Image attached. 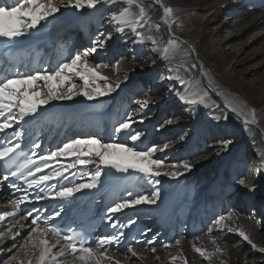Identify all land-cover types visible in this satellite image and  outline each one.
<instances>
[{"label": "bare ground", "instance_id": "6f19581e", "mask_svg": "<svg viewBox=\"0 0 264 264\" xmlns=\"http://www.w3.org/2000/svg\"><path fill=\"white\" fill-rule=\"evenodd\" d=\"M9 1L7 0L8 4ZM222 1L225 4L224 7L219 6ZM144 4L148 8L151 20L142 22L139 31L146 36L154 35L165 44L169 39H176L178 48L175 50L174 60L159 59L149 41L134 42L137 37L136 33L131 30H126L124 33L117 32L120 35L117 42L118 48L123 49L125 46V48H129V51H132L133 56H131L130 61L134 57H140V61H142V65H135L125 60L122 62V70L134 68L135 71H129V78L132 80L137 75H144L145 80L140 84L133 85L131 89L126 91L125 95H120L122 93L121 87H124L129 79L116 92L98 99L89 101L83 96H76L71 100L52 101L34 116L25 118V121L19 125L21 127L17 126L16 130L26 133L27 131H33L36 127L39 131L41 130L40 140L47 137L45 141L48 144L71 133H76L72 138L83 137L86 134H96L105 140L125 141L126 135L115 133L114 128L125 118L127 112L138 107L134 101L143 98L147 94L155 103L139 113L131 128V131L134 132L138 131L135 129L137 124L145 125L143 131L139 130L145 133L143 143H138L136 147H146L150 142L160 145L163 142L168 143L167 139L173 135L168 130L177 132L180 130V126L179 123L172 124L171 127L165 126V128H160L159 134L154 136L148 134L151 126H148L145 121L154 120L155 123H159L162 118L161 114H163L168 115L167 118L173 119L176 123L182 120L186 113H189L191 119L185 120V122L187 121L186 125L189 124L188 127H185V132H191L190 138L188 137L190 144L183 160L176 163L191 162L194 167L190 172H186L176 179L161 175L157 178L160 181L159 184H150L135 173L131 175L113 174L110 178H104V182L98 188L84 190L69 200H61V205L65 207L70 205L86 207L91 203L94 210H102L105 208V206L102 208L104 200H111L113 203L122 198H128L129 192L133 195L136 193L151 195L157 189L160 193L167 192L166 198L159 197L154 205H140L135 209L125 210L123 213L114 216L112 220H108L110 224L113 220L120 221L129 217L125 212L131 211H133V214L130 216L139 218L147 216L145 214L150 215V217H146L150 218L147 221L153 222L156 226L151 231L141 234L140 230L144 228L142 224H138V228L129 227V231L125 233V237L129 234L134 235L135 243L133 246L140 255L131 257L130 254H124L122 258L138 261V263L180 264L179 262H182L184 264L186 258L188 264H209L193 250V245L203 247L208 251L213 250L214 246L208 235L209 228L201 234L197 232L201 227L202 220L213 217L214 213L217 217L232 213L234 220L228 221V223L234 227L242 225L250 234L253 242L260 247H264V242L261 243L251 235L252 225L248 223L254 217H259V212L264 208V167L261 166V157L264 156V79L258 82L248 81L249 69H253L264 62V0H160V3H156L155 0H144ZM161 4L173 9L172 20L174 23L171 30L162 20L163 8ZM237 7H240V9H237ZM74 10H69V13L72 14L73 19L77 20L72 21V17L66 14L65 7H62L54 19H50L39 30H33L29 36L12 42L10 49H6L4 47L5 41L0 39L1 53L9 54L11 58L23 59L27 64L36 66L47 64L54 68L60 61L74 55L79 51V48L80 51H83L92 47V41L97 39L101 33L107 36L116 32L114 26L109 23L110 11L116 10L112 3L98 5L96 9ZM108 10L110 11L101 18ZM250 10L256 12L253 17L246 14V11ZM156 24L160 25L158 32L153 27ZM72 27L77 31L68 35H72V37L81 36L80 42L74 44L59 43V39L63 37L62 35ZM150 28L151 31H149ZM99 29L101 31L97 33ZM255 29H261L259 32L261 37L253 32ZM255 37H258L259 42L262 39L260 42L262 55L259 64L243 63L240 58V50L233 47L238 43H241L243 47L245 45L244 39ZM86 44L88 46L81 48ZM185 51L189 55L185 56ZM193 56L197 62L201 63L202 75L196 71L198 65L193 61ZM89 59L92 63H98L95 60L96 58L93 59L92 56ZM153 60H155V63H152ZM100 63H109L108 57L101 60ZM155 64H157L156 70L152 68ZM193 64L196 65L195 68L191 67ZM171 68H175L176 71H170ZM185 68L188 71H185ZM141 69L146 71L139 72ZM109 75L113 74L109 71ZM176 75L183 77L185 83L181 84L175 79L167 78ZM115 78V75H113V79ZM76 82H80V86H82L81 81ZM142 88L145 91L136 94ZM169 89L172 90L169 91ZM177 91L206 93L208 100L206 104L197 105H189L181 101L180 106L167 108L165 112L153 116V112L154 114L157 112L154 106L158 105L162 100L161 98L171 93H177ZM132 96L133 101H131ZM229 105L237 108L241 114L237 115L232 112ZM253 107L256 109L258 123L246 126L241 121V125L236 127L238 126L236 116L244 120L245 114ZM218 116H227L228 119H215ZM141 117H143V123L140 122ZM234 130L238 134V138L245 143L243 149L248 150L250 145L254 153L253 155L249 152L240 154L243 162L237 163L238 160L232 159L234 161L229 164V176L225 179L219 176L215 182L211 183L209 180L214 177L211 169H222L225 164L218 160L220 156L215 158V161L208 160V156L213 155L216 150L213 152L208 151L202 145L209 138H214L216 140L212 144L220 146V140L222 138L229 139V133L234 132ZM12 132L13 130H8V133L12 134ZM233 139L234 137L231 141ZM178 140L180 139L178 138ZM178 140L174 143H168L171 147L163 155L160 154V158H163L164 161L168 160L170 158L169 154L175 152L171 148ZM219 151H222V148ZM63 162L66 163V161ZM199 163L204 164V168L196 170V176H191L194 168ZM53 164L55 165V162ZM247 166L249 173L245 177L242 175L237 176L241 171V167L245 169ZM89 168L93 169L94 166H89ZM236 176L239 180L245 179L250 185L255 184L256 191L250 192L240 183L236 184L235 187L234 180ZM66 179H71L72 182H81L79 175L68 176ZM66 179L61 178L62 181ZM203 182L206 183L204 186L199 185ZM224 192L232 195V200H238L239 203L234 202L233 205V202H227L221 196ZM247 199H249V202ZM256 200L258 204L255 209L251 203ZM7 201L8 196L5 189L0 185V214L9 211V207L6 206ZM243 201L245 202L243 203ZM106 204L109 205L107 202ZM207 205H210L211 209H207ZM16 220H19L20 223L15 225L8 237L0 242V252L7 244H10V241L16 243V240H19L23 235L26 238L31 226L22 218L8 217L4 222H0V230L9 224H15ZM189 225H191L192 232H190L193 234V238L189 232H184L190 230ZM211 228H213L212 235L219 236L218 242L225 249L222 259L226 261V264H260L264 260V254L260 255V253L252 251L251 246L242 238L237 239V248L234 249L232 244L222 242L224 238L232 235L231 233L226 230L217 232L215 226ZM181 229L187 239L182 236L179 245L161 244L160 247H155V253L151 252L150 249L154 247L153 245L157 239L169 241L172 238L173 240V236L182 232ZM16 233H19V235H16L15 241H13L12 236ZM47 239L50 243L55 242V239L50 235ZM149 241H152V243L150 244ZM58 249L59 246L53 251L56 252ZM35 250L39 255V251ZM34 253L35 251L30 249L28 252L29 257L33 256ZM119 254V251L107 253L108 256L113 258L112 264H116ZM28 255L26 254L27 257ZM172 257H177V259L173 261ZM56 264H78V262L74 258H68L66 253L65 257L58 258ZM119 264L122 263L119 262ZM212 264H218L217 258H213Z\"/></svg>", "mask_w": 264, "mask_h": 264}, {"label": "snow or ice", "instance_id": "6c2138e0", "mask_svg": "<svg viewBox=\"0 0 264 264\" xmlns=\"http://www.w3.org/2000/svg\"><path fill=\"white\" fill-rule=\"evenodd\" d=\"M155 2L160 3V0H155ZM109 3H112L116 9L110 11L109 15V23L114 26L116 32L124 33L126 30H131L136 33L137 40L134 42L149 41L159 59L167 61L175 59V50L178 48L176 39H169L165 44L154 35L146 36L139 31L142 22L151 20L144 0H59V2L58 0H13L12 4H8L7 0H0V39L5 41L4 47L10 49L12 42L29 36L33 30H39L50 19H54L62 6L84 10L86 8L96 9L98 5ZM161 7L163 8L162 20L171 30L174 23L173 9L162 4ZM153 27L158 32L160 25L156 24ZM151 30L150 28L149 31ZM111 39L110 34L105 36L101 33L97 39L92 41L91 48L77 51L68 59L60 61L54 68L24 73L17 70L0 79V133L5 134L0 142V168L5 171L3 175L5 181L10 178L13 180L11 187L15 192H25L24 195L10 201L14 206L13 210L0 214V222H4L8 217H15L20 211V206L26 202L35 203L45 199L69 200L84 190L98 188L104 182V178H110L113 174L131 175L135 173L150 184H159L160 181L157 178L161 175L176 179L190 172L194 167L189 161L166 165L163 159L157 158V153L165 152L171 147L168 143L160 145L153 142L144 148L136 147L138 143H143L145 133L131 131L133 123L136 122L135 118L155 103L147 94L134 101L138 107L127 112L125 118L114 128L115 133L126 135V141L105 140L93 134L70 138L45 154L37 153L36 149L41 147L39 143H33L28 152L24 151V146L20 143L23 132L17 131L16 128L25 121V118L34 116L52 101L71 100L76 96H83L91 101L111 95L128 81L129 71H135V69L122 70V62L127 59L125 55L121 54L115 63L90 62L89 58L98 50L105 49ZM184 55L187 56L189 53L185 51ZM152 63H155V60ZM191 67L195 68L196 65L193 64ZM109 71L115 75V79L113 75H109ZM170 71H176V69L171 68ZM185 71L188 69L185 68ZM167 78L175 79L181 84L185 83L180 75ZM77 79L82 82V86H78ZM176 95L179 100L189 105L206 104L208 100L207 94L199 91H177ZM229 107L237 115L241 114L237 108L231 105ZM215 119L227 120L228 117L218 116ZM140 122L143 123V117L140 118ZM173 123V119H166L159 127L165 128L166 125ZM243 123L246 126L258 123L254 107L245 114ZM10 129L13 130L11 137L7 135ZM179 139L184 140V136H180ZM127 141H131V144ZM231 143L232 141L227 138L220 140V146L224 149H227ZM89 166H94V168L90 169ZM261 166L264 167V156L261 157ZM46 169L48 171L45 173ZM77 175L81 182H70L69 185L51 183L61 178L66 179L68 176ZM15 181H22L27 189H36V194L27 193L26 189H22ZM239 183L250 192L256 191L255 184L250 185L245 179H240ZM159 197V189L151 195L140 193L133 195L129 192L128 198L114 201L107 206V219L112 220L117 214L135 209L140 205H154ZM33 210L39 211L38 209ZM33 210H29L21 218L28 220L29 217H33ZM58 216L60 212L54 213L53 217L43 222L39 216L31 219L32 227L27 233L25 243L20 247L27 249L31 246L39 251L35 264H56L58 258L65 257L66 253L70 254L78 264H112L113 258L107 255L109 248L121 244L125 237L123 231L125 226L135 224V220L131 218L128 219L127 225L113 223L111 227L120 230L101 236L96 241V246L92 247L87 243L85 232L71 227L62 231L60 227L48 222ZM233 220V214L229 213L227 216L220 215L215 218L213 224L217 232L226 230L234 233L246 241L252 251L264 254V247L254 243L242 225L234 227L228 223ZM19 223L20 221L16 220L15 224H9L7 232L11 233L12 228ZM212 233L213 228H209L208 235L214 246L212 251L197 247L195 244L193 250L209 264H212L213 258H217L218 264H226V261L222 259L225 249L218 242L219 236L212 235ZM5 234L0 232V238ZM49 234L55 238L54 243H50L47 239ZM16 235L19 233L12 236L13 241ZM149 243L151 244L152 241ZM176 244L179 245L180 241L177 240ZM58 246V251L54 252L53 250ZM150 250L152 253L156 252L155 247ZM126 254H130L131 257L140 255L132 244L127 246ZM176 259L177 257H172L173 261ZM14 261H17V256L12 255L4 261V264H13ZM19 264H24V262L20 261ZM27 264H33L32 259H29ZM116 264L119 262L117 261ZM184 264H188L186 258ZM260 264H264V260Z\"/></svg>", "mask_w": 264, "mask_h": 264}, {"label": "rangeland", "instance_id": "374dc122", "mask_svg": "<svg viewBox=\"0 0 264 264\" xmlns=\"http://www.w3.org/2000/svg\"><path fill=\"white\" fill-rule=\"evenodd\" d=\"M58 2H59V0H58ZM223 5L225 6L224 2L223 1L220 2V5L219 6L220 7H224ZM65 9L67 10L66 11L67 12L66 14H68V16L72 17V14L69 13L70 12L69 10L75 11L74 8L65 7ZM237 9H240V7H237ZM109 11L110 10L106 11L102 15L101 18H103L106 15V13L109 12ZM254 11L255 10L246 11V14L247 15H250L251 17H253L256 14V12H254ZM71 20L74 21V20H77V19H73V17H72ZM73 29H74V27H73ZM73 29H68V32L69 33L70 32L74 33L75 30H73ZM100 31L101 30L99 29V31H97V33L100 32ZM260 31H261V29H255V30H253V32L256 33V34H258V35H259V32ZM68 32H67V34L65 33V37H67ZM111 36H112V39L108 41V44H107L106 48L105 49L98 50L95 54H93L92 55L93 59L96 58L95 60L98 63H100L101 60H104L106 57H108L109 63H115V60L116 59H119L120 58V55L123 54V55H125L127 57L126 60L127 61H130L131 60V56H133L132 55V51H129V48H125V46L123 47V49H119L118 48L119 46H117V42L120 39L119 33L114 32L113 34H111ZM259 36L261 37V35H259ZM258 37H255V38H252V39H244L243 42H244L245 45L243 47H242L241 43H238V44L234 45L233 48H237V49L240 50V52H241L240 53V58H241V60H243V63L244 62L245 63L247 62V64H250V65L251 64H253V65L259 64L258 62L260 61V57L262 55V53H261L262 46L260 44V42L262 41V39L259 42L258 41ZM68 38H70V37H68ZM86 46H88V44H86L84 46H81V48L86 47ZM89 48H91V47H89ZM117 49H118V51L116 52ZM121 50H123V51H121ZM79 51H80V48H79ZM193 61L198 65V69L196 70L197 73L200 74V75H202V70L203 69L201 68L202 67L201 66V63L200 62H197L194 56H193ZM141 62L142 61H140V57H137V58L134 57V59L132 61H130V63H133L135 65H142ZM152 68L154 70H156L157 64H155ZM145 69H141L139 72H143ZM251 74H252V76H251ZM144 77H145L144 75H137L135 77V79H132L131 80L129 78V82H127V84L124 87H121L122 93L120 95H125L126 91L129 90V89H131L132 86L135 85L136 83L140 84L143 80H145ZM261 79H264V62L261 63L260 65H258L257 67H254L253 69H249L248 81L251 80L250 82H253V81L254 82H258ZM77 84H78V86L81 85L80 82H77ZM128 84H131V85L128 86ZM124 88H125V90H124ZM144 91L145 90L142 88V90H138V92L136 94L143 93ZM161 99L162 100H160V102L158 103V105L154 106V108H155V110L157 112L154 114L153 110H151L153 112V116L165 112V110L167 108L170 109V108H175L177 106H180V103H181V100H179V98L176 95V93H171L170 95L165 96L164 98H161ZM133 100H134V98L132 96L131 97V101H133ZM70 107H72V106H70ZM161 116H162V118L159 121V123H155L154 120H150V121L147 120V121H145L148 126L149 125L151 126L150 132L148 134H153L154 136H155V134H159V132L161 131L159 125H160L161 121L166 120V118L168 117V115L161 114ZM190 117H191V115L189 113H186L182 117L183 118L182 120H180V121H178L176 123H173V124H178L179 123V126H180V130L179 131H177V132H171L170 130H168L171 134H173V135H171V137L169 139H167V142L168 143H174V142H176L180 136H184V140H178V142L172 146L171 149H174L175 152L173 154H171V153L169 154L168 153L169 156H170V158L168 160L164 161L165 164H167V165L174 164L177 161L183 160L184 155L188 151V146L190 144L189 143L190 142V139H188V137L191 134V132L190 133L185 132V129H186L185 127H188L189 126V124L186 125L187 121L185 122V120L186 119H191ZM236 119H237V122L236 123L238 124V126H236V125L235 126L236 127H239L241 125V123H242L241 121H243V119L241 120L237 116H236ZM189 123H191V122H189ZM166 126L171 127L172 125H166ZM135 129H137L138 131L139 130L143 131V129H145V125L139 123V124H137V127ZM148 134H147V137H148ZM236 134L237 133H236L235 130H234V132H230L229 133V139L231 140L232 137H234V139L232 140V143L230 144V146L227 148L228 150L222 148L221 146H214L212 144L213 141L216 140L214 138H209L202 145V147L204 149H207L208 151L213 152V151L216 150L213 155L208 156V158H207L208 160L215 161V158H219V156H220V158L218 160H220L222 163L225 164V166L222 169H218V168H212L211 169L212 170L211 173L214 174V177L211 178L209 180V182H211V183L215 182L216 179L219 176L221 178H224V179L227 178L229 176V164H232V162L234 161L232 159L238 160L237 163H239V162L242 161L241 160L242 155H240V154H245V153H248L249 152L250 154L253 155V153H254L253 151L254 150L250 147V145H249L248 150H244L243 149V146H244L245 143L240 138H238V134L237 135ZM153 138H155V137H153ZM147 139H148V141H150L149 138H147ZM125 141H126V139H125ZM127 142L129 144H131V141H127ZM152 143L153 142H150V144H148V146L151 145ZM164 143L165 142H163L161 144H164ZM138 148H144V147H138ZM221 148H222V151H219ZM224 150H226V151H224ZM160 154L163 155L164 152L157 153L156 154V157L157 158H160ZM214 155H216V156H214ZM161 159H163V158H161ZM204 166H205L204 164H200L199 163V165H197L194 168V172L191 174V176H196V170L201 169V168H204ZM242 168L243 167H241V171H240V173L237 176L242 175V176L245 177L249 173V169H248V166L245 169L244 168L242 169ZM237 176H236V178L234 180L235 187H236V184L239 183V181H238L239 179L237 178ZM205 184L206 183L203 182V183H201L199 185L204 186ZM166 193L167 192H161L160 193V198H166V196H167ZM221 196L227 202L228 201H229V203L230 202H233V205H234V202L239 203L238 200H235V199L232 200L233 197H232V195H229V193H225L224 192L223 195H221ZM207 200H208V198L206 199V201ZM247 201L249 202V199H247ZM244 202L245 201H243V203ZM251 204L254 206L255 209L257 208V204H258L257 203V200L256 201H253ZM207 209H211V206L210 205H207ZM125 213H127L129 217L125 218L124 221H123V219H121L123 221L122 224L127 225V221H128L129 218L135 220V224H133L131 226H125L123 228L124 233H127L129 231V229L132 228V227L133 228H138V224H140V225L142 224L143 228L145 229V230L144 229L143 230H140V233L141 234H144V233L146 234L148 231H151L154 227H156L153 222L147 221V220H150V218H149L150 215L149 214H145V215L149 216L148 218H146L147 216H145V217L142 216L141 218H139V217H136V216H130L131 214H133V211H131V212H125ZM243 213H241V214H243ZM215 218H217V215L214 213V216L213 217H211V218L210 217H207L206 220L203 219L202 220V223H201V227H200V229L198 230L197 233L198 234H201L206 229L213 227L214 226L213 221H214ZM116 221L117 220H113V222L111 224L120 222V221H117V222ZM248 223L250 225H252L251 226L252 229L250 230V231H252V234L251 235L254 236V237H256L261 243L264 242V208L261 209V211L259 212V217H257V216L254 217ZM146 225H147V227H146ZM190 226L191 225H189L188 227H190ZM12 231H13V229H12ZM142 231H143V233H142ZM181 231L182 232H180V233L176 234L175 236H173V240H172V238L169 241H167L166 239H165L166 241L165 240H161L160 238L157 239V241L155 242V244L153 246L154 247H160L161 244L162 245H165V244H169V245L176 244V241L177 240H180L181 238L184 237V234H183L184 232H189V234L192 236V238L194 237L193 234L191 233L192 232L191 231V227H190V230L189 231H184L183 232L182 229H181ZM0 232L6 233L5 235L2 236V238H0V242H1L3 239H5V238L8 237L9 233L7 232V227H2V229L0 230ZM231 234L232 235H229L227 238H224L222 240V242L228 243V244L230 243V244L233 245V248L236 249L237 248V243H238V240L240 239V237L238 235L234 234V233H231ZM24 238H25V235H23V237H21L19 240H16V243H13V242L10 241V244H7L3 248V251L0 252V264H4V261L8 260L9 257L12 256V255L17 256V261H14L13 264H19L20 261H23L24 264H27V262H28L29 259H32L33 264H35L36 256L38 255L37 254V251L35 249H33L31 246H29L27 249H24V248H21L20 247V245L24 244V241H25ZM184 239H187V238L184 237ZM30 249L33 250V251H35V253L31 257H29V255H28V252L30 251ZM24 252H27V255H28L29 258L26 256V253H24ZM108 252L109 253H111V252L113 253V252H115V250H114V248H112ZM123 255L124 254H121L120 253L119 254L120 257L118 256V261L121 262L122 264L123 263H125V264H146V263H138V261H134V260L133 261L125 260V258H122ZM260 255H262V254H260ZM121 258L123 259V261H122ZM179 263L182 264V262H179Z\"/></svg>", "mask_w": 264, "mask_h": 264}]
</instances>
